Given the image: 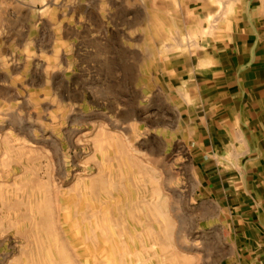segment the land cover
<instances>
[{
	"label": "rangeland",
	"instance_id": "rangeland-1",
	"mask_svg": "<svg viewBox=\"0 0 264 264\" xmlns=\"http://www.w3.org/2000/svg\"><path fill=\"white\" fill-rule=\"evenodd\" d=\"M235 1L0 0V264H219L171 105Z\"/></svg>",
	"mask_w": 264,
	"mask_h": 264
},
{
	"label": "crops",
	"instance_id": "crops-1",
	"mask_svg": "<svg viewBox=\"0 0 264 264\" xmlns=\"http://www.w3.org/2000/svg\"><path fill=\"white\" fill-rule=\"evenodd\" d=\"M233 5L247 9L175 85L173 134L189 149L191 216L212 233L216 263L264 264V0Z\"/></svg>",
	"mask_w": 264,
	"mask_h": 264
},
{
	"label": "bare ground",
	"instance_id": "bare-ground-1",
	"mask_svg": "<svg viewBox=\"0 0 264 264\" xmlns=\"http://www.w3.org/2000/svg\"><path fill=\"white\" fill-rule=\"evenodd\" d=\"M11 201V200H10ZM28 201H30V200H28ZM1 202V201H0ZM2 203V202H1ZM14 203H15V201H14ZM16 203H17V201H16ZM19 203V202H18ZM21 203V202H20ZM13 205V204H12ZM12 205H10V206H12ZM19 205V204H18ZM23 205V204H22ZM35 205V204H34ZM3 206H4V208L6 207V202H5V204H3ZM15 206V205H14ZM13 206V207H14ZM17 206V205H16ZM32 206H33V204H32ZM36 206V205H35ZM18 207V206H17ZM21 207V206H20ZM39 208L40 207H38L37 206V208H35V211L37 212V214H39V217H40V223H39V226H40V224H41V229H45L48 233L50 232L51 233V229H53V225H51L52 224V220H51V218H52V216H50V215H48V211L46 210V208H44V213H43V211H42V208L39 210ZM9 209V208H8ZM33 209V208H32ZM35 216V215H34ZM39 220H38V222H39ZM37 225V224H36ZM38 226V225H37ZM44 230V232H46ZM52 245H53V243H51L50 241H47V244H46V248H48V249H51L52 248ZM67 260H68V262H69V259L66 257V260H63V261H66L67 262Z\"/></svg>",
	"mask_w": 264,
	"mask_h": 264
}]
</instances>
